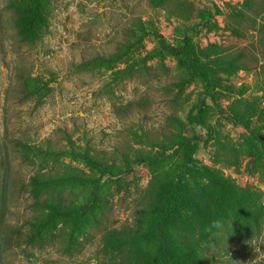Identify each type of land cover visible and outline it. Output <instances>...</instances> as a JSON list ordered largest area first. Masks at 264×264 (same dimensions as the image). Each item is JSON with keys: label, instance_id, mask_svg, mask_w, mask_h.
Instances as JSON below:
<instances>
[{"label": "rangeland", "instance_id": "1", "mask_svg": "<svg viewBox=\"0 0 264 264\" xmlns=\"http://www.w3.org/2000/svg\"><path fill=\"white\" fill-rule=\"evenodd\" d=\"M262 1L168 0L155 7L151 0H36L42 18L31 38L18 21L21 4L29 0H0V141L7 139L10 155L9 140L18 137L55 150L35 164L12 155L14 171L25 180L40 170L97 179L99 174L78 156L85 151L115 171L124 169L123 158L131 163L120 181L100 185L95 202L90 184L59 181V201L77 215L59 218L56 239L41 248L6 251L0 264H109L105 232L130 225L153 175L177 167L182 156L175 147L164 152L162 163L146 166L135 162V155L162 152L158 142L166 144L165 138L177 132L176 120L182 136L208 133L192 155L197 166L253 193L246 200L249 218L219 221L215 227L218 238H232L219 243L229 251L226 264H264V48L258 36L264 11L247 14ZM212 6L216 11L210 25L200 26L205 8ZM240 14L249 19L241 34H235L231 27ZM249 25L255 28L248 30ZM154 31L174 48L188 39L198 56L208 57L201 59L208 68L204 77L191 78L167 54L152 57L158 47ZM128 42L133 49L119 61L95 65L94 59L110 57ZM240 47L258 61L255 69L222 66V59ZM23 87L28 93L38 91L42 100L24 95ZM208 94L214 100L204 102L206 131L194 127L189 115ZM17 199L7 214L13 226L28 218L25 202Z\"/></svg>", "mask_w": 264, "mask_h": 264}, {"label": "trees", "instance_id": "2", "mask_svg": "<svg viewBox=\"0 0 264 264\" xmlns=\"http://www.w3.org/2000/svg\"><path fill=\"white\" fill-rule=\"evenodd\" d=\"M151 1L155 2V0ZM167 1L159 0L154 5L162 7ZM27 3L21 4L23 13L18 14V21L23 24L25 31L32 38L37 33L35 24L41 25L42 16L36 0H29L28 5ZM252 6L249 7L250 12L247 14L257 16L264 11V1L260 2L258 9ZM215 11L213 6L205 8L203 23L200 26L208 27L209 20ZM237 18L231 31L241 34L239 31L245 29L244 25L249 17L240 14ZM247 27L248 30L255 28L250 25ZM152 34L158 43V47L151 54L152 57L161 59L164 54H167L177 59L179 65L191 78L204 77V70L208 68L201 59L206 60L208 57L198 56L188 39L183 41L180 48H174L168 46L156 31ZM132 36L134 37L135 33ZM144 36L145 33H142L139 40L142 41ZM258 36L259 46L264 48V26H260ZM132 49L130 42L124 43L121 49L110 57H98L94 59V63L100 67L107 66L108 63L119 61ZM222 60V66L236 70H252L258 64L250 51L244 47L236 49ZM27 90V87H23L24 95L33 96V98L35 96L36 102L42 100L43 97L38 91L32 90L28 93ZM21 92L20 90V94ZM202 98L199 106L197 105L190 111L189 120L194 127H201L208 131L209 128L204 121L206 113L204 102L206 98L213 101L214 96L208 94L202 95ZM232 121L235 124L241 122L236 117H233ZM175 123L178 125L177 132L170 133L165 138L166 144L158 142L162 152L145 156L139 153L135 155V162L153 166L165 160L166 150L176 147L182 154L177 167L168 168L162 174L153 175L144 197L136 206L133 222L130 225H123L121 229H110L105 232L103 243L107 249L109 264H226L227 261L224 259L228 257L229 251L221 248L219 243L221 241L231 242L232 238H218L215 227L221 225L219 221L245 219L251 215L247 201L248 199L249 202L251 201L252 192L238 189L222 174L195 164L192 155L196 145L199 140L205 141L208 133L201 136L193 135V137L182 136L178 132L181 122L176 120ZM9 144L12 148V155L20 154L21 159L30 164H35V160L47 159L55 154L54 149L42 150V147L30 145L24 137L10 139ZM12 155L8 152L7 139L3 138L0 141V261L6 251L11 252L16 248L22 250L41 248L48 239H56L55 230L59 224V218L67 219L72 215L73 217L77 215L72 207L59 201L57 192L59 181L60 183L79 181L90 184L92 189H95L91 201L95 202L98 199L96 190L100 185L108 180L120 181L130 173L131 166L126 157L123 158L124 169L115 171L109 168L103 158L85 151L77 155L89 168L99 174L97 179L79 173L59 175L58 171L52 170L42 173L39 164L38 170L40 171H34L25 180L23 176L21 177L14 171ZM201 178L207 183L201 184L198 181ZM215 188L217 196H215ZM17 198L25 202L28 218L23 225L13 226L8 223L7 214L10 211L11 202L18 200ZM82 213L83 215L88 214L86 210ZM90 215L94 219L97 217L92 211ZM258 234V232L254 233V238H257ZM214 251L215 254L212 253Z\"/></svg>", "mask_w": 264, "mask_h": 264}]
</instances>
